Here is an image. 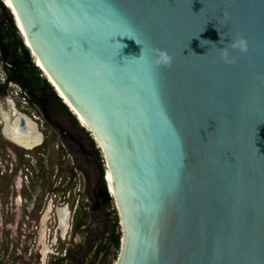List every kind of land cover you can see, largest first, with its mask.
<instances>
[{"label": "water", "instance_id": "1", "mask_svg": "<svg viewBox=\"0 0 264 264\" xmlns=\"http://www.w3.org/2000/svg\"><path fill=\"white\" fill-rule=\"evenodd\" d=\"M7 1L101 148L113 264H264V0Z\"/></svg>", "mask_w": 264, "mask_h": 264}, {"label": "rangeland", "instance_id": "2", "mask_svg": "<svg viewBox=\"0 0 264 264\" xmlns=\"http://www.w3.org/2000/svg\"><path fill=\"white\" fill-rule=\"evenodd\" d=\"M1 1L3 3V0ZM8 11L13 17L11 11L9 9ZM17 31L22 38L23 44L27 46L18 29ZM28 49L33 64L40 70V80L41 78H44L50 84L43 71L36 65L32 51L29 47ZM1 65L0 51V82H2L4 79L3 77H5V72ZM38 80L39 79L33 78L35 85L38 84ZM20 87L19 83H8L5 86V91L2 95L10 93L17 96L15 99L16 108L22 112H29L31 110L32 113H34L33 107H25L26 98L23 99L18 95L19 89H21ZM51 87L56 96H58L52 85ZM16 91L18 94H16ZM45 95L47 97L48 93L45 92ZM1 100L2 99L0 98V102ZM61 100L64 102L63 99ZM64 104L67 109H65V112L58 109V117H56V119H58V123L62 125H67L68 122H77L79 128L74 133L79 139V143L70 142L67 136H63L62 139L59 136L57 138V136L51 132V128H47V149L46 156H44L46 161L42 163L48 167L52 160L53 162H57L55 163L57 166H59L60 162L61 165L59 167L57 179L55 176L50 175V173L46 174L47 178H49L47 181L46 193L48 195L54 192V182L58 188L59 186L62 187V191L58 197V222L54 228L57 237L54 238V242H51L53 243L51 246L49 243L53 237L51 233L49 234L51 236L46 233L45 238L43 225L39 231L40 236L38 233H33L32 231L26 233L23 232L21 230V227H23L22 219L18 225L16 224L17 228L13 227L18 220V218H15V214H19L17 211H19L20 203L23 202L20 201L19 195H21L22 198H26L28 206H30V204L35 206L36 200H34V198H37L39 187L34 186L27 189L24 186L23 190H19V188H16L15 186L9 188L11 181L10 178H8L9 173L7 168L9 167L10 162L16 167L20 155L22 156V162H24L23 159L28 151H30L29 153L32 154L35 159H38L37 154L35 153L36 148L31 147L30 150H23L19 143H17L19 145L15 143L12 144L9 141L6 143L0 139V172H2L0 174V264H101L103 261V255L108 251L109 252L106 254L108 264H113L115 262L119 248L116 249L110 245L107 249L105 248L109 243L107 235L112 231L113 218L117 212L115 211L116 207L113 197L108 201H103L101 197L102 179L107 182L106 186H108V181L110 179L108 171L105 170V159L98 142L88 129L87 124L78 118V115L73 112L69 105L68 107L66 103ZM69 129L70 128H68V130ZM53 141L58 144V151L55 150L56 147L53 146ZM72 161L77 167L73 182L72 178L67 177L69 172L66 168L71 165ZM36 168V175L38 177L40 171L38 163H36ZM55 172L56 171L53 170L52 174ZM86 174L89 175V181ZM108 190L109 187L107 189V192L109 193ZM10 191L13 195L16 193L14 201H16L17 211L15 212L12 210L8 211L7 209V204L11 202L8 197ZM75 193L77 194L76 196ZM48 204L45 205L46 208ZM74 206H76V209L73 214ZM62 208L64 211L66 210L64 219L59 215V211ZM25 213L26 212H24L23 215ZM37 213L31 211L30 218L38 220L40 215H37ZM72 214L73 222L71 221ZM47 215L49 218L45 223L46 231L49 228L53 231L50 222L54 217L57 219L55 209H52L51 211L47 209V213L44 217H47ZM75 220L78 221L77 227H75L76 224L74 226ZM71 222L73 224L72 226ZM63 223H65L66 228H63ZM115 229L116 231L117 229H121L119 219L118 225L115 226ZM64 253H66V255L63 256Z\"/></svg>", "mask_w": 264, "mask_h": 264}, {"label": "flooded vegetation", "instance_id": "3", "mask_svg": "<svg viewBox=\"0 0 264 264\" xmlns=\"http://www.w3.org/2000/svg\"><path fill=\"white\" fill-rule=\"evenodd\" d=\"M1 51V49H0ZM1 52V55H4V53ZM2 61V59H1ZM5 65L8 67L6 69ZM3 71L5 72V77H3V81L2 83L0 82L1 86H6L8 83H19L21 88L24 91V96L26 98V108L29 107H33L34 108V113H32V111L30 110L29 112H26L29 117L32 120V128H33V136L35 139V145L33 146L35 149V153L37 154V163H38V168H40L38 177L37 175L35 177H32L29 186L30 187H34L37 186L38 188V195H37V200H36V206L41 207L42 204L45 202H47L48 200L44 201V197H45V193L47 192L46 186H47V181L49 180V178H47L46 174L50 173V175L55 176V178H58V171H59V167L61 165V162L59 164V166H57L55 163H57L56 161L53 162L52 160L50 161L49 166H45L42 162L46 161V158L44 156H46V149H47V128H51V132H53L57 138L58 136L62 139L63 136H67L70 142H75V143H79L78 142V138L75 135V131H77L78 124L76 121H73L72 123L68 122L67 125H62L60 123H58V119H56V117H58V109L61 111L65 112V109L61 108L58 105V102L55 101L53 98H48L46 99L44 97V94L41 96L40 92L38 90L35 89L33 82L31 81V79L29 77H26L24 75V73H22L20 71V69L18 67H16L15 65H13L11 63V57L10 56H6L5 60L2 61V65H1ZM8 70V71H7ZM16 78V79H14ZM21 97V96H20ZM24 98V99H25ZM25 112V111H24ZM20 127L19 129H22V127H25V125L23 126L24 122L22 123V121L20 122ZM68 128H70L68 130ZM12 130V129H11ZM72 130V131H71ZM13 131V130H12ZM40 133V134H39ZM39 138V139H38ZM0 139H2L3 141H5L6 143L9 141L12 144H14L15 142L10 140L9 138H5V136L3 135L2 131L0 130ZM17 144V143H15ZM53 146L56 147V151H58V144L54 143V141L52 142ZM19 145V144H17ZM23 150H30L29 147L20 146ZM30 151H28V156L32 155L29 153ZM33 156V155H32ZM51 159V158H50ZM22 162V156L20 155L19 159H18V163H17V171L13 174L12 176V186L14 185L16 188H19V190H23L21 184H18L17 181H15V177L19 172V163ZM69 174L67 175L68 178H72V182L73 179L75 178V172L77 171V167L74 164V162H71V165H69V167H66ZM55 170L56 172L52 174V171ZM87 175V174H86ZM87 179L89 181V175H87ZM53 186L55 188V190H53L54 192H56V194H60V192L62 191V187L56 185V183H53ZM10 188V187H9ZM11 192V191H10ZM53 193V192H52ZM26 194V193H24ZM14 196H16V193H14ZM20 196V201L22 199L21 195ZM76 196V193H75ZM52 200V199H50ZM58 201V196L55 199V202ZM54 202V203H55ZM58 203V202H57ZM56 203V204H57ZM12 204V208H14L15 202L12 200L11 201ZM35 206V207H36ZM38 208V207H37Z\"/></svg>", "mask_w": 264, "mask_h": 264}, {"label": "trees", "instance_id": "4", "mask_svg": "<svg viewBox=\"0 0 264 264\" xmlns=\"http://www.w3.org/2000/svg\"><path fill=\"white\" fill-rule=\"evenodd\" d=\"M4 4L9 9H11L9 7V5L5 2V0H3V3L0 0V49H1V52L4 53V55H1L2 61L5 60V57L6 56H10L11 57V63L13 65H15L16 67H18L20 69V71L22 73H24V75L26 77H29L31 79V81L34 84L35 89L38 90L41 93L40 94L41 96L44 94V97L46 99L53 98L55 101L58 102V105L61 108L67 109L66 106H65V104H64V102H62V100H61V99H63L62 96H61V94L58 92V90L56 89V87L52 84V82L50 81V79L48 78V76L45 74V72L37 64V62L35 60V55L32 53L34 55V61H35L36 65L43 71V73L46 76L47 80L53 86V88L55 89L56 93L58 95H60L61 99H60V97L56 96L55 92L52 90L51 85L44 78H41V80H40V78H39L40 70L33 64V61L31 60V58L29 56V49L27 47L28 45L25 42V38H24V36H23V34H22L19 26L17 27L15 25V21L14 20H16V18L13 20L12 15L10 14V12L8 11L7 7ZM16 23H17V21H16ZM17 29L19 30L20 34L23 36L24 43L27 46H25L23 44L22 38L19 35ZM5 67H6V69L8 68L6 65H5ZM33 78L39 79L37 85H35V82L33 81ZM14 79H16V78H14ZM45 92L48 93V96L47 97L45 95ZM65 103H66V101H65ZM67 106H68V104H67ZM105 170H107V167H106ZM106 187L108 189V186H106L105 181L102 179L101 197H102L103 201H108L112 197L111 191L108 190L110 192V195H109V193L107 192ZM115 211H117V210H115ZM118 219H119L118 218V214L116 212V214L114 215V218H113L112 231H111V233H109L107 235V238L109 240V243L105 246L106 249L108 248L109 245L112 246V247H114V248H116V249L119 248V245H120V237H121V229H119V230L117 229V231L115 229V226L118 225ZM77 222L78 221H76V220L74 221V226L76 224L75 227L78 226V223ZM108 252H106L103 255V257H102V260L103 261L101 262V264H108L107 259H106V254Z\"/></svg>", "mask_w": 264, "mask_h": 264}, {"label": "built area", "instance_id": "5", "mask_svg": "<svg viewBox=\"0 0 264 264\" xmlns=\"http://www.w3.org/2000/svg\"><path fill=\"white\" fill-rule=\"evenodd\" d=\"M23 93H24V91H23L22 88L19 89V94L16 91V94L20 95L21 98L24 99L25 96H24ZM23 160H24V162L19 163V172L16 175V177H15L14 180L17 181L18 184H21L22 188H24V186H25L27 189H29V187H30L29 186V183H30L32 177H35L36 176V173H37L36 172V170H37V168H36L37 159H35L34 156H32V155L31 156L30 155L28 156V153H26ZM16 167H17V165H16ZM16 167H14L13 163L10 162L9 163V167L7 168V171L9 173L8 178H10V181H11V184L9 185L10 188L14 186V185L12 186V176L17 171V169H18ZM1 173L2 172H0V174ZM106 183L107 182L105 181V184ZM57 196L59 197V195L56 194V192H53V193L48 194V195L46 193V195L44 197V201H46V200H48V201L46 203L44 202L42 204V206L39 207V208H37L38 206H36V201H35V206L36 207L33 204H30V206H28L27 205L28 204V201L26 200L25 197H23L21 199V201H23V202L20 203L19 211H17L16 201H14V197H16V196H14L13 193L10 192V194H9L8 197H9V199L11 201L13 200L15 202V205H14V208H12V204H11V202H9L7 204V209H8V211L9 210H12L13 212H15V211L19 212L18 215L15 214V218H18V220H17V223H15L13 225V227H16L17 228L16 224L18 225L20 223V220L22 219L23 227H21V230L23 232L26 233V232L32 231L33 233H38L39 234L40 228L43 225L44 226V235H45V238H46V233L48 235L51 233V235L53 237L51 239L50 243H49L50 246H51L53 244L51 242H54V238L57 237L54 228H55V226L57 225V222H58V215H57V219L54 217L53 220L50 222V225L53 227V231L50 228L47 229V231H46L45 223H46V221L48 220L49 217L47 215V217L44 218V215L47 213V209H49V211H51L52 209L53 210L55 209L56 214H57V210H58V203L57 202L58 201L55 202V199L57 198ZM50 199H52V200H50ZM34 200H37V198H34ZM47 204H48V206L46 208L45 205H47ZM18 206H19V204H18ZM75 209H76V206H74L73 214L75 212ZM44 210H45V213H44ZM31 211H35L36 213L38 212L37 215L38 214L40 215L39 218H38V220H35L33 218H30V212ZM24 212H26V213L23 215ZM73 214L71 215V221L72 222H73ZM72 222H71V226L73 225ZM44 235H43V237H44ZM51 235H49V236H51ZM39 236H40V234H39ZM45 247L47 248L46 245H45ZM64 255H66V253H64L63 256Z\"/></svg>", "mask_w": 264, "mask_h": 264}, {"label": "crops", "instance_id": "6", "mask_svg": "<svg viewBox=\"0 0 264 264\" xmlns=\"http://www.w3.org/2000/svg\"><path fill=\"white\" fill-rule=\"evenodd\" d=\"M4 91H5V86L0 85V98L2 99L0 102V130L2 131L5 138H9L11 140L13 136H16L18 134L26 135L28 133V127L32 125V120L26 112L19 111V109L16 108L15 99L17 98V96L10 93L7 95H2ZM20 120H22V123L24 122L23 126L25 125V127H22V129H19L21 125ZM8 128L12 129L14 134L8 135L7 134ZM60 212H62V214L63 213L65 214L66 210L64 211L62 208L60 209Z\"/></svg>", "mask_w": 264, "mask_h": 264}, {"label": "bare ground", "instance_id": "7", "mask_svg": "<svg viewBox=\"0 0 264 264\" xmlns=\"http://www.w3.org/2000/svg\"><path fill=\"white\" fill-rule=\"evenodd\" d=\"M6 1V3L9 5V7L12 9V11H13V13H14V16H15V18H16V21H17V24H18V26H19V28H20V30H21V32H22V34L24 33V31H23V28H22V25H21V23H20V21H19V19H18V16H17V14H16V12L14 11V9L10 6V4L8 3V1L7 0H5ZM23 36H24V34H23ZM25 38V42H26V44L29 46V43H28V40H27V38L26 37H24ZM32 53H33V51H32ZM34 54V53H33ZM35 55V54H34ZM35 57H36V55H35ZM36 62H37V64L41 67V69L46 73V75L48 76V78L50 79V81L52 82V84L56 87V89L58 90V92L61 94V96L63 97V99L66 101V103H68V105L72 108V110H73V112L76 114V115H78V118L81 120V121H83V122H85L86 123V121H85V119H84V117L80 114V113H78L77 111H76V109L74 108V106L70 103V101L67 99V97L64 95V93L62 92V90L58 87V85L54 82V80L50 77V75L47 73V71L44 69V67H43V65L41 64V62H40V60L36 57ZM10 123V122H9ZM87 124V123H86ZM8 129H9V131H8ZM7 129V134L9 135V134H14V132L10 129V128H8ZM21 134V133H20ZM40 134V133H39ZM13 136V135H12ZM35 139H37V138H34V136H33V128H32V125H30L29 127H28V133L26 134V135H16V136H13V138H11V140H13V141H15L16 143H19L20 145H23V146H26V147H29V148H31V147H33L34 145H35ZM39 139V138H38ZM107 171H108V176H109V181H108V187H109V190L111 191V193H112V183H111V177H110V172H109V169L107 168ZM57 215H58V211H57ZM59 215L61 216V218L63 217V219L65 218L64 217V213L62 214V212H60L59 211ZM45 218V217H44ZM60 218V219H61ZM62 226H63V228H66V225H65V223H63L62 224ZM42 231V230H41ZM42 251H44V250H42Z\"/></svg>", "mask_w": 264, "mask_h": 264}, {"label": "clouds", "instance_id": "8", "mask_svg": "<svg viewBox=\"0 0 264 264\" xmlns=\"http://www.w3.org/2000/svg\"><path fill=\"white\" fill-rule=\"evenodd\" d=\"M222 47L218 49L221 50L220 58L225 62H230L229 49H239L240 51H245L247 49V43L244 38L237 37L231 41L227 40L222 43ZM155 57L153 63L155 64H168L171 62V56L165 50H154ZM146 55L145 53H140V56L137 59H140L142 56ZM12 83V82H11Z\"/></svg>", "mask_w": 264, "mask_h": 264}]
</instances>
